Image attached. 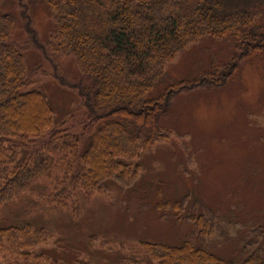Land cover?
<instances>
[{"label":"trees","instance_id":"1","mask_svg":"<svg viewBox=\"0 0 264 264\" xmlns=\"http://www.w3.org/2000/svg\"><path fill=\"white\" fill-rule=\"evenodd\" d=\"M3 1L0 205L56 169L89 194L105 191L110 179L131 181L139 173L135 161L141 153L169 137L161 119L176 94L196 84L224 83L239 59L264 49L257 2L47 0L54 29L44 38L29 12L30 3L17 0L26 35L21 41ZM203 37L233 38L230 61L216 63L198 78L161 84L167 62ZM31 48L43 60L29 67L26 52ZM67 56L78 74L66 71L61 58ZM44 66L53 80L76 94L78 104L66 112L68 119L58 116L39 86ZM192 219L201 234L212 232L210 218L199 213ZM49 233L24 221L1 222L0 264H59L36 249ZM142 246L154 264H264V255L224 259L189 239L181 244L142 241Z\"/></svg>","mask_w":264,"mask_h":264},{"label":"rangeland","instance_id":"2","mask_svg":"<svg viewBox=\"0 0 264 264\" xmlns=\"http://www.w3.org/2000/svg\"><path fill=\"white\" fill-rule=\"evenodd\" d=\"M229 1L259 3L257 23L264 26V0ZM18 2L4 0L3 6L22 41ZM24 2L30 3L42 37H48L54 23L47 0ZM233 41L203 37L191 42L167 62L160 83L198 78L216 63H227ZM26 58L29 67L43 60L32 48ZM61 60L68 73H79L70 56ZM43 68L39 86L58 116L68 119L66 112L78 104L76 94ZM161 122L169 137L141 153L135 161L139 173L131 181L110 179L105 191L89 194L56 169L2 203L0 224L24 221L47 229L48 240L36 249L59 264H154L142 241L181 244L186 239L224 259L264 255V49L239 59L222 84L181 90ZM199 213L211 220L209 235L193 222Z\"/></svg>","mask_w":264,"mask_h":264}]
</instances>
